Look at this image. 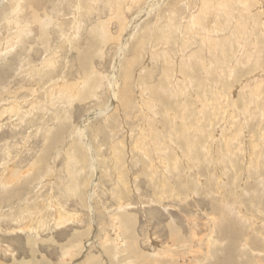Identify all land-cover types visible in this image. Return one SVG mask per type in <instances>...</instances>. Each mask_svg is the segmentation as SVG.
Returning <instances> with one entry per match:
<instances>
[{
  "label": "rangeland",
  "instance_id": "1",
  "mask_svg": "<svg viewBox=\"0 0 264 264\" xmlns=\"http://www.w3.org/2000/svg\"><path fill=\"white\" fill-rule=\"evenodd\" d=\"M43 3L0 25V264H264V0Z\"/></svg>",
  "mask_w": 264,
  "mask_h": 264
},
{
  "label": "bare ground",
  "instance_id": "2",
  "mask_svg": "<svg viewBox=\"0 0 264 264\" xmlns=\"http://www.w3.org/2000/svg\"><path fill=\"white\" fill-rule=\"evenodd\" d=\"M45 0H5V4H6V7H5V5H3L4 3H2L1 4V7H0V25H2L1 23H2V21H4V24L5 25H8V23L9 22H11V21H13L14 20V23L16 24V23H18V21L20 20V16H19V14H20V12H21V14H23L22 15V17L24 18V19H28L30 22H32V23H35V25H36V31H37V37L39 38L41 35H44V34H46V27L44 26V23H43V21H42V19H44L43 17H44V15H46L47 14V12H46V10H44V9H40V6L42 5V7H43V2H44ZM92 1L93 2H95L96 0H74V3H75V7H76V14L74 15V16H72L73 17V22H74V24H77L78 23V21H82V20H80V16L82 15V12H84V11H88L89 9H90V4L92 3ZM136 1V0H135ZM162 1V4L164 5H167V4H171V7H173V6H175V5H177L179 2H181V1H183V0H165L164 2H163V0H161ZM135 3V2H134ZM244 3V2H243ZM133 4V3H132ZM140 4H141V2H140ZM155 4L156 3H154V5L153 6H155ZM124 5H127V4H124ZM124 5H122V6H124ZM157 5H159L158 6V8H157V11L159 10V8H160V3L158 2V4ZM123 8V7H122ZM127 9H129V5H128V8ZM153 8H151V10H152ZM260 8H258V10H259ZM59 11H61L60 9H59ZM125 11H127V10H125ZM144 11L145 10H141V12L140 13H142V14H145L147 11H145V13H144ZM243 13V12H242ZM261 13L262 14H264V11H262L261 10ZM20 14V15H21ZM261 14V15H262ZM125 15V14H124ZM71 17V18H72ZM52 18V17H51ZM26 19V20H27ZM58 20V19H57ZM71 20V19H70ZM7 22V23H6ZM156 23H157V21H155V25L154 26H156ZM22 24V23H21ZM74 24H72L71 26H73ZM150 23H146V25L150 28V25H149ZM231 24V23H230ZM23 25H25V24H22V26ZM129 25V24H128ZM26 26V25H25ZM30 26V25H29ZM136 26H138V23H137V25ZM135 26V27H136ZM141 26V24H139V26H138V28ZM145 26V25H144ZM144 26H143V28H144ZM161 26V25H160ZM239 26V25H238ZM11 27V26H10ZM162 29L165 31V26H163L162 25ZM14 28V27H13ZM32 28V27H31ZM72 28V27H71ZM138 28H137V30H138ZM7 29H9V28H7ZM17 29V28H16ZM24 29V28H23ZM22 29V27L20 26V29H17V31H18V33H17V35H16V39H18L19 41H20V43L23 41L22 40V37H21V35H20V33H23V30ZM141 29V28H140ZM139 29V30H140ZM29 30V29H28ZM27 30V31H28ZM71 30V29H70ZM136 30V31H137ZM151 30L153 31L154 30V28L152 27L151 28ZM151 30H149V31H151ZM158 30V29H157ZM6 31H8V30H6ZM25 31H26V29H25ZM148 31V32H149ZM176 31V30H175ZM181 31V30H180ZM0 32H1V29H0ZM182 32H184V31H182ZM8 33V32H7ZM70 33V34H69ZM68 33V35L65 33V34H63V35H65L66 37H64V39L66 40L67 39V41H71L72 40V37H70L71 35L72 36H74L73 34H71L72 33V30L70 31ZM139 33H140V31H139ZM139 33L137 32V37L138 36H141V35H139ZM127 35L126 36H124L123 37V41H122V44H121V48L119 49V51L118 52H122V54H123V52H124V47H125V44H126V41L128 40V38H129V35L131 34L130 33V31L128 30V32L126 33ZM166 34V32H164V34H162V35H165ZM181 34V33H180ZM45 37H47V35H44ZM118 36L119 37H121V34L119 33L118 34ZM146 36H147V34H146ZM42 37V36H41ZM131 40H134V39H137V37H135V35L133 34V35H131ZM207 38V37H206ZM122 39V38H121ZM47 40V39H46ZM142 40H144L143 38H141L139 41L138 40H136L137 41V46L140 44V47L142 46ZM50 41V39H48V42ZM71 45V44H70ZM134 48H135V45H133V53H135V50H134ZM4 50H6V46L5 47H3V48H0V52H2L3 53V51ZM7 53V51H4V53ZM3 53V54H4ZM118 55V54H117ZM121 55V54H120ZM2 56V55H1ZM122 56V55H121ZM53 57V56H52ZM52 57H49V56H47V57H45L44 58V62L45 63H49V65H47V64H45V66L46 67H48V66H52L53 65V60H52ZM126 59V63H128V61H127V58H125ZM124 59V60H125ZM21 66H24L25 67V64H22ZM38 66V65H37ZM41 67V68H40ZM44 68V65H40L38 68L37 67H35L34 65L33 66H31L30 67V69L31 70H42ZM49 69V68H48ZM55 69V68H54ZM52 70H53V68H52ZM117 71V70H116ZM113 74V73H112ZM122 77H124V79H125V74H123L122 75ZM112 80L114 81V84L116 85V87H117V85H118V80H116V75H114L113 74V76H112ZM112 81V82H113ZM124 82V81H123ZM125 82H126V80H125ZM124 82V83H125ZM124 83H123V85H124ZM114 91V90H113ZM115 93V92H114ZM113 93V94H114ZM119 96V95H118ZM114 97L115 98H117V95L115 96L114 95ZM121 96H119V98H120ZM13 109H15V108H13ZM13 111V110H12ZM168 112H169V110H168ZM100 113V112H99ZM90 115V114H89ZM89 118V117H88ZM164 165V164H163ZM165 166V165H164ZM163 166V167H164ZM59 207V206H58ZM64 216V215H63ZM115 220H118V217H116L115 218ZM120 221H122L121 219H119ZM123 221H124V219H123ZM122 221V222H123ZM126 221V220H125ZM120 224V223H119ZM177 229V228H176ZM175 229V230H176ZM171 232H173V231H171ZM214 232V231H213ZM179 233V232H178ZM177 233V234H178ZM194 234H196L195 232H193ZM172 234V233H171ZM175 234V236H176V238L178 237L179 238V240H180V237L178 236V235H182V234ZM192 234V233H191ZM118 235H119V239H116L117 240V242L115 243V245L117 244V245H119V244H123L124 242H125V240L124 239H122L120 236V231H118ZM210 235V234H209ZM172 236V235H171ZM174 236V237H175ZM183 236V235H182ZM172 238L170 241H172L173 243H171L172 245H177V243L176 242H179V240L178 239H176V240H174L175 238ZM188 237H189V235H188ZM192 237V236H191ZM193 238V237H192ZM211 238L212 237H209L208 239H209V241L211 240ZM120 239L121 240H123V242H121L120 241ZM207 239V240H208ZM198 240V239H197ZM167 241H169V240H167ZM176 241V242H175ZM187 241V240H186ZM194 241V240H193ZM182 242V241H181ZM128 243H130V242H128ZM169 243V242H168ZM209 243V242H208ZM189 244V243H188ZM191 244V243H190ZM189 244V245H190ZM167 245V244H166ZM127 246H133V245H131V244H128ZM178 246V245H177ZM181 246V245H180ZM194 246V245H193ZM237 246V245H236ZM169 247V246H168ZM181 247H183V246H181ZM180 247V248H181ZM186 247H187V245H186ZM189 247V246H188ZM190 247H191V245H190ZM164 248V247H163ZM233 248V247H232ZM250 248V247H249ZM126 249H128V248H126ZM183 249V248H182ZM185 249V248H184ZM183 249V250H184ZM122 250H124V249H122ZM181 250V249H180ZM207 250V249H206ZM174 251V250H173ZM197 251V250H196ZM133 252H134V250H133ZM178 252V251H177ZM188 252V251H187ZM200 253H202V252H200ZM255 253V252H254ZM253 253V254H254ZM159 254V253H158ZM170 254V253H169ZM168 254V255H169ZM260 254V253H259ZM263 254V253H262ZM136 255V254H135ZM261 255V254H260ZM259 255V256H260ZM163 257H164V255H163ZM169 257H171V256H168V258L167 259H169ZM261 257V256H260ZM178 258V257H177ZM177 258H174L175 260L177 259ZM189 258V257H188ZM231 258V257H230ZM173 259V258H172ZM261 261V260H260ZM177 263V262H176ZM203 263V262H202ZM201 263V264H202ZM248 263V262H247ZM258 263V262H257ZM178 264V263H177Z\"/></svg>",
  "mask_w": 264,
  "mask_h": 264
}]
</instances>
